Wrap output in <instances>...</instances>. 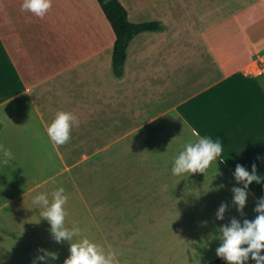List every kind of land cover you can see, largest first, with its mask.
I'll list each match as a JSON object with an SVG mask.
<instances>
[{"label": "crops", "instance_id": "0c3cea01", "mask_svg": "<svg viewBox=\"0 0 264 264\" xmlns=\"http://www.w3.org/2000/svg\"><path fill=\"white\" fill-rule=\"evenodd\" d=\"M121 1L131 21L161 27L134 37L116 76L115 34L97 0H52L43 18L21 11L22 0H0V145L14 157L5 166L0 152V264H33L40 249L58 255L47 264H63L70 244L55 242L32 202L60 187L65 224L81 230L73 242L86 237L111 249L116 264H205L218 257L219 226L258 215L264 0ZM58 111L79 120L64 147L46 132ZM169 122L220 141L221 156L205 174L173 175L178 153L158 159L166 161L160 167L109 170L89 184L88 172L73 169L74 148L66 151ZM253 163L261 182L248 186L242 215L233 203L231 189L243 187L234 170L251 172ZM78 173L86 184L73 183ZM222 202L228 207L219 220Z\"/></svg>", "mask_w": 264, "mask_h": 264}, {"label": "clouds", "instance_id": "9594fccd", "mask_svg": "<svg viewBox=\"0 0 264 264\" xmlns=\"http://www.w3.org/2000/svg\"><path fill=\"white\" fill-rule=\"evenodd\" d=\"M52 7V0H22L21 11H27L33 15L43 18ZM79 126L78 118L71 112L58 111L54 119L46 128L47 135L54 146L66 144L71 138V128ZM193 135L197 137L184 146V150L174 158L172 173L173 175L203 173L210 167L211 162L217 160L222 153V145L219 140L212 141L210 138L200 137L199 132L194 131ZM0 152L3 155V164L8 165L13 159V154L9 149L0 145ZM234 178L243 187H233V203L237 206V211L243 215V209L246 205L248 196V186L254 181L261 182L257 175V166L252 164V170L249 172L240 164H237L234 170ZM68 197L65 195L63 187H60L51 193V199L46 193H39L33 198V204L37 205L40 211V219H44L50 224V233L57 243L69 242V256L65 258L63 264H116V253L111 249L105 250L101 245L90 241L88 238H82L74 241V238L81 236L79 227L73 225L68 227L65 224V205ZM228 205L221 203L216 212V218L224 219V213ZM254 211L258 213L254 220L244 219L241 223L235 217H232L228 224L219 226L218 232L221 244L216 249V255L228 262V264H246L251 257L256 264H264V197H261ZM246 245V247H244ZM42 254L38 255L36 260L47 261L49 259H58L55 252L45 249L39 250Z\"/></svg>", "mask_w": 264, "mask_h": 264}, {"label": "rangeland", "instance_id": "374dc122", "mask_svg": "<svg viewBox=\"0 0 264 264\" xmlns=\"http://www.w3.org/2000/svg\"><path fill=\"white\" fill-rule=\"evenodd\" d=\"M105 116L106 119L113 121L114 113L109 111ZM175 124V122H169L167 128L158 124L159 126H154L137 135L125 130L121 132L119 138L117 136L106 138L104 139L106 142L102 144L89 143L87 146L65 147L67 152L70 148H74V171L88 172V183L95 184L98 175L104 174L105 171L160 167L166 161L158 159L183 151L184 146L192 141L194 130L187 126L177 127ZM75 178L74 184H81L82 180H85L84 184L87 183L84 173H78Z\"/></svg>", "mask_w": 264, "mask_h": 264}, {"label": "trees", "instance_id": "16d2710c", "mask_svg": "<svg viewBox=\"0 0 264 264\" xmlns=\"http://www.w3.org/2000/svg\"><path fill=\"white\" fill-rule=\"evenodd\" d=\"M97 1L110 22L115 34L112 53L113 72L116 76H122L124 74L125 63L128 57V48L131 41L142 32L160 29L161 23L156 20L144 22L131 21L128 9L121 0ZM244 247H246V245H244ZM261 255H264V250L261 251ZM205 264H228V262L216 257ZM246 264H256V262L249 257Z\"/></svg>", "mask_w": 264, "mask_h": 264}]
</instances>
